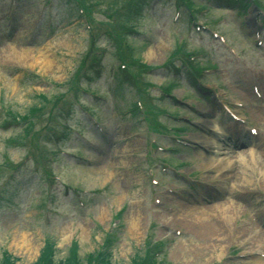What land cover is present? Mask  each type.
<instances>
[{"label": "rangeland", "instance_id": "1", "mask_svg": "<svg viewBox=\"0 0 264 264\" xmlns=\"http://www.w3.org/2000/svg\"><path fill=\"white\" fill-rule=\"evenodd\" d=\"M47 1L0 0V101L14 117H23L29 109L40 107L37 103L41 102V96L49 101L40 114L44 123L35 125L37 135L29 142L23 136L24 129L0 130V164L10 162L20 166L19 176L4 172L0 187L14 176L12 187L21 189L10 205L0 208V260L7 255L14 264H34L44 239L49 238L56 245L55 261H65L71 242H76L79 260L87 264L88 255L96 253L106 233H110L114 243L111 264H132L135 258H143L155 242L161 243L156 244V252L163 251L156 259L157 264H264V258L250 256L257 248L264 254L261 237L264 228L258 225L264 215V106L251 99L240 109L246 124H236L223 119L224 114L212 97L214 92L220 93L221 100L230 108L236 103L245 104L246 93L251 95L249 82L254 78L250 73L264 91V45L257 49L252 44L249 7L239 8L232 6V2L217 0L200 3L208 11L206 17L223 36L225 44H222L204 36L196 37L193 31L187 35L184 25L188 16L184 7L180 8L184 14L182 21L172 22L173 0H144L150 1L152 8L144 18L133 19L132 28L136 26L145 36L141 41L146 42L129 40L135 49L134 56L142 63L159 67L167 62L161 80L176 82L174 96L183 102L182 109L172 102L167 111L194 124L186 127L188 124H176L172 119L166 121L165 126L179 131L178 138L182 137V142L191 147H179L178 154L170 155V165L185 177L224 176L226 180L217 200H221L218 206L232 205L230 219L221 251L211 255L202 249L198 230L191 222L196 218L194 213L204 215L207 220L212 218V212L206 211L214 205L205 200L213 190L202 188V194L198 195V186L191 191L194 198L188 194L181 196L186 187L183 180L174 175L156 174L159 170L153 166L158 165L143 157L145 132L140 120L124 115L130 112L133 100L123 98L127 92L124 96L114 95V80L107 77L105 82L104 77L96 80L95 75H90L89 95L102 98L105 103L91 102L86 94L69 86L82 55L88 54L92 35L98 37L95 46L104 55L103 62L107 66L115 63V41H109L102 33L106 29L112 31L110 26L118 30L117 19L129 21L122 16L114 18L115 10H108L127 0H98L97 10L95 6L89 8L90 16L96 21L91 30L85 29L82 20H77L86 15L78 14L76 6H69L66 12L65 0H50L52 8ZM257 1L260 6L264 5V0ZM218 19L222 22L217 26ZM118 25L122 24L118 22ZM201 37L204 42L199 41ZM181 41L187 44H179ZM16 51L25 53L27 59H8ZM202 63L212 65L211 72L205 74H213L198 72L197 77L201 76L203 81L199 80L200 85L194 84L190 78L191 72H195L193 66ZM155 75L159 83L160 75ZM80 77L73 80L79 81ZM151 82L156 83L153 79ZM56 97L67 101L55 102ZM94 111L102 138L85 119V114L90 116ZM206 112L214 114L216 127L211 134L197 125L204 122ZM5 116L6 112L0 114V123ZM50 122L55 126H48ZM254 126L259 137L247 140L248 130ZM15 136L21 149L6 146L7 139ZM234 137L245 140L246 146H234L231 143ZM204 140L208 146L219 142L231 146L207 168L202 165L208 148L199 145ZM171 143L160 140L158 146L164 149L173 146ZM249 145L256 146L251 148L255 150L249 152L251 156ZM209 152L214 151L209 149ZM241 154L245 160L244 182L237 180ZM151 169L159 180L158 187L148 183ZM51 174L59 179L53 202L52 191H48ZM62 184L73 191L69 198H62ZM157 200L160 205L155 204ZM216 213L217 210L213 214ZM135 218L141 219V226L136 230Z\"/></svg>", "mask_w": 264, "mask_h": 264}, {"label": "bare ground", "instance_id": "2", "mask_svg": "<svg viewBox=\"0 0 264 264\" xmlns=\"http://www.w3.org/2000/svg\"><path fill=\"white\" fill-rule=\"evenodd\" d=\"M28 53V52H26ZM151 53V51L149 52ZM148 53V54H149ZM8 59H12V60H17V59H27L25 57V53L21 54L18 53L17 51L13 53V55H9ZM249 155L251 156L252 154L249 153ZM244 155L241 154L239 155V161L240 162V173H238L237 175V180H242L244 182L245 180V175H243L242 173V169L244 167L245 164V160H244ZM210 160L207 159L205 157L204 162H208ZM209 163V162H208ZM223 169V168H222ZM246 182V181H245ZM230 206H232L231 204L229 205V203L226 204H222L219 206H214L213 208L208 209L206 212L211 211L212 215L209 220H207L206 217H204V215H199L194 213L193 215L196 217L194 219V221L191 222L192 226H194V229L198 230V236L201 239V242L203 243L202 249H206L207 252H209L211 255L218 253V251L220 252L222 245H223V240H224V233L226 231L227 228V224H229V210H230ZM234 206H238V205H234ZM215 210H217L216 214ZM203 217V218H202ZM139 226H141V219L140 218H135L134 222H133V227L136 230ZM85 235V234H84ZM217 257H219V255L216 254ZM262 264V263H259Z\"/></svg>", "mask_w": 264, "mask_h": 264}, {"label": "trees", "instance_id": "3", "mask_svg": "<svg viewBox=\"0 0 264 264\" xmlns=\"http://www.w3.org/2000/svg\"><path fill=\"white\" fill-rule=\"evenodd\" d=\"M46 264H61V262H59V263H54V262H52V261H48ZM79 264V263H78Z\"/></svg>", "mask_w": 264, "mask_h": 264}]
</instances>
